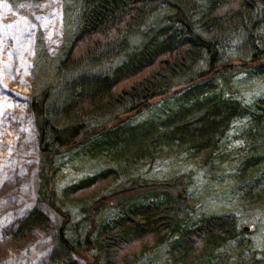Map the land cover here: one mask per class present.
Returning a JSON list of instances; mask_svg holds the SVG:
<instances>
[{
	"label": "trees",
	"instance_id": "16d2710c",
	"mask_svg": "<svg viewBox=\"0 0 264 264\" xmlns=\"http://www.w3.org/2000/svg\"><path fill=\"white\" fill-rule=\"evenodd\" d=\"M76 1L75 33L60 60L68 71L117 60L130 49L147 18L159 19L114 68L78 72L62 105L55 106L50 86L29 97L35 138L44 157L36 176L37 200L62 216L50 264H64L71 253L84 264H130L166 241L181 264H197L238 232L232 219L215 214L187 223L184 197L177 192L183 183L133 181L87 201L93 188L115 174L107 169L86 176L64 190L66 197L83 201L82 218L70 223V213L53 203V160L61 151L78 147L91 155L113 152L133 158L165 146L209 159L232 124L245 119L242 132L250 149L241 161V173L256 175L262 170L264 175V94L252 104L227 94L239 73L264 70L258 33L264 24V0ZM234 37L244 41L246 50L235 59L225 57ZM159 103L160 114L131 120ZM251 181L253 188L262 183ZM157 192L155 199L130 203L139 193ZM107 207L118 208V214L103 219ZM46 224L43 211L35 208L14 225L12 238L23 240ZM243 262L264 264V256Z\"/></svg>",
	"mask_w": 264,
	"mask_h": 264
},
{
	"label": "rangeland",
	"instance_id": "374dc122",
	"mask_svg": "<svg viewBox=\"0 0 264 264\" xmlns=\"http://www.w3.org/2000/svg\"><path fill=\"white\" fill-rule=\"evenodd\" d=\"M76 2L0 0V264H50L54 234L62 220L55 208L39 204L37 200L36 176L44 157L35 138L29 97L41 87L50 86L55 106L62 105L68 94V84L78 72L114 68L140 45V38L150 23L157 25L159 19L157 15L147 18L145 25L138 30L141 33L132 37L130 49L117 60L97 66L86 64L78 72L68 71L60 66V60L75 33L79 9ZM161 21L164 22L162 17ZM258 33L259 43L264 46V24ZM238 39L234 37L228 42L225 57L235 59L244 54L245 43ZM230 86L227 94L245 104H252L264 94V70L239 73ZM162 107L163 104L159 103L131 120L139 122L158 115ZM245 124V119L234 122L219 149L209 159L189 150L166 146L146 153L144 157L133 158H120L113 152L91 155L82 147L63 150L53 160V203L68 211L70 223H73L83 216V201L66 197L64 190L86 176L107 169L115 174L112 179L93 188L89 192L93 195L87 201L133 181L176 179L183 183V189L177 192L184 197L187 223L193 224L202 217L215 214L229 217L237 227L235 238L197 264H243L251 258L260 259L264 256V180L261 179L264 175H261L262 170L256 175L241 173V161L250 149L243 137ZM252 179L262 181L259 188L250 185ZM157 194L160 195L159 192L139 193L130 203L155 199ZM35 208L43 211L46 228L35 229L23 240H13L14 225ZM118 212L116 207H107L102 217L109 219ZM85 230L82 228L81 232ZM70 231L73 232L72 228ZM65 261L64 264H84V260L74 253ZM180 261L177 251L166 241L130 264H181Z\"/></svg>",
	"mask_w": 264,
	"mask_h": 264
},
{
	"label": "water",
	"instance_id": "95a60500",
	"mask_svg": "<svg viewBox=\"0 0 264 264\" xmlns=\"http://www.w3.org/2000/svg\"><path fill=\"white\" fill-rule=\"evenodd\" d=\"M180 194V193H179ZM244 229H247V227H244Z\"/></svg>",
	"mask_w": 264,
	"mask_h": 264
}]
</instances>
